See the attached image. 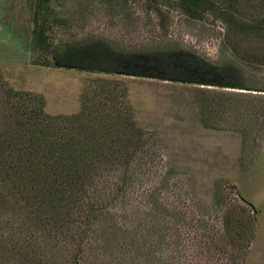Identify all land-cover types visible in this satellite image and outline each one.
Wrapping results in <instances>:
<instances>
[{"label": "trees", "instance_id": "16d2710c", "mask_svg": "<svg viewBox=\"0 0 264 264\" xmlns=\"http://www.w3.org/2000/svg\"><path fill=\"white\" fill-rule=\"evenodd\" d=\"M176 1L197 20L215 6L213 0ZM236 1L224 0L216 14L226 37L259 35L264 43V15L238 17ZM57 2L30 3L31 48L48 55V64L264 96V85H241L236 71L220 73L189 51L123 54L101 44L55 51L52 21L59 17L50 16ZM242 60L264 73V49ZM81 101L78 113L52 116L41 95L0 83V264H54L53 255L64 264H244L257 211L239 196L241 204L215 200L198 211L172 181V170L151 166L149 138L117 86L102 83ZM200 230L205 241L186 245Z\"/></svg>", "mask_w": 264, "mask_h": 264}, {"label": "rangeland", "instance_id": "374dc122", "mask_svg": "<svg viewBox=\"0 0 264 264\" xmlns=\"http://www.w3.org/2000/svg\"><path fill=\"white\" fill-rule=\"evenodd\" d=\"M31 1L0 0V83L41 95L52 116L78 113L83 93L102 83L117 86L149 138L151 166L172 170V181L189 193L198 211L204 213L215 200L240 203L238 196L257 211L244 264H264L263 93L48 64V55L31 48ZM213 1V9L197 20L188 18L176 0H58L50 16L59 17L52 21V45L58 51L67 45L101 44L123 54L189 51L220 73L233 77L236 71L241 85L259 90L264 73L247 66L242 57L264 49L261 37H226V25L216 14L227 5ZM234 6L238 17L264 15V0H237ZM207 215L214 223L215 215ZM202 235L201 230L190 235L185 244L199 246L207 238ZM53 256L54 264H64Z\"/></svg>", "mask_w": 264, "mask_h": 264}]
</instances>
